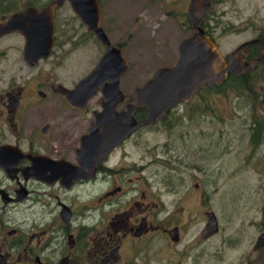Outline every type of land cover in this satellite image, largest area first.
Listing matches in <instances>:
<instances>
[{
    "label": "flooded vegetation",
    "instance_id": "1",
    "mask_svg": "<svg viewBox=\"0 0 264 264\" xmlns=\"http://www.w3.org/2000/svg\"><path fill=\"white\" fill-rule=\"evenodd\" d=\"M107 1L95 0L98 26L127 64L117 83L121 98L107 111L123 118L147 80L131 93L124 86L129 65L123 43L114 42L103 21ZM216 1L200 26L219 50L210 13ZM73 2L0 0V264H264V194L223 176L230 149L221 123L235 115H218L210 103L212 97L252 106L244 131L252 150L264 144V117L254 113L264 107V42L244 45L264 39V16L249 38L220 53L227 67L222 82L199 84L162 119L124 134V118L106 117L102 84L83 103L58 92L85 76H59L69 73L78 50L94 47V57L105 51ZM29 40L36 43L26 50ZM145 112V105L136 107L135 121ZM211 112L221 124L216 137ZM164 123L183 128L172 136L181 144L165 143L163 156L147 162L141 131ZM111 126L119 129L109 136ZM155 163L169 174L147 177Z\"/></svg>",
    "mask_w": 264,
    "mask_h": 264
},
{
    "label": "rangeland",
    "instance_id": "2",
    "mask_svg": "<svg viewBox=\"0 0 264 264\" xmlns=\"http://www.w3.org/2000/svg\"><path fill=\"white\" fill-rule=\"evenodd\" d=\"M188 1L108 0L104 5L103 21L108 20L110 36L114 42L123 43L122 53L129 67L121 80L129 93L134 87L149 79L158 67L169 66L176 58L178 43L190 34L185 17ZM211 10L210 13L213 14L216 22L212 35L214 40H217L220 53H224L252 35L253 25L255 22L259 23L257 17L264 16V0H226L224 3H219L217 0L212 4ZM214 20L211 19V25H214ZM94 52H96L94 47H83L78 50L76 55H79V59L76 58L70 62L69 73L61 74L60 70L59 76L77 81L86 75L94 65L96 57L100 55L94 57ZM210 103L211 108L215 110L214 113L218 115L225 113L226 117H229L227 115L231 113L230 116L235 115L231 120L221 123L227 130L224 137L225 146L230 149L226 151L230 153L226 154V166L222 168L223 176L230 177L229 174H231V178H240L245 187L249 188L248 193H251L254 187L259 195H263L264 144L258 143L257 148L252 150L247 132L244 131L246 128L244 124H249L247 119L253 111L252 106H247L245 102L243 106V103L241 105L225 104L212 97H210ZM224 106L228 109L227 112L222 111ZM212 113H210L209 131L212 137H216L221 124L212 120ZM245 113L244 118L238 119V116ZM254 113L264 117V107L258 108ZM168 121L170 122V117ZM164 125L141 131L145 144L139 151H144L147 162L156 156H163L161 149L165 143L171 145L174 141L177 145L181 144L180 139H173L172 136L177 135L183 128L171 130L166 128L165 123ZM252 152H254L253 155L250 154ZM160 165L161 163H155L146 167L145 175L154 177V173L155 177H166L168 169L166 165L159 167Z\"/></svg>",
    "mask_w": 264,
    "mask_h": 264
},
{
    "label": "water",
    "instance_id": "3",
    "mask_svg": "<svg viewBox=\"0 0 264 264\" xmlns=\"http://www.w3.org/2000/svg\"><path fill=\"white\" fill-rule=\"evenodd\" d=\"M73 10L79 20L94 33L98 40L105 46V51L97 64L80 79L71 90L58 89V92L67 100H84L89 98L101 85L103 95L109 100L103 105L105 113L112 108L121 95L117 89L119 76L126 70L127 64L121 58L119 49L111 46L107 36L98 26L99 8L95 0H76L72 3ZM210 8V0H189L186 7V18L191 23V35L182 39L177 45V57L171 66L158 67L152 76L140 87L135 88V103L123 113V118L107 115L114 122L122 119L126 121L123 133L128 134L138 126L154 123L165 115V112L179 101H187L199 84L206 82L208 85L219 84L225 77L227 67L218 48L203 34L200 26ZM36 43L27 41L26 50ZM264 42V39L251 40L244 45ZM49 42L46 44L48 47ZM36 58V57H34ZM231 58V57H230ZM106 80H109L107 83ZM113 95V96H112ZM79 104V103H78ZM145 105V117L139 122L135 121L133 112L136 107ZM122 115V114H120ZM109 122V123H110ZM106 129L110 136L117 127ZM108 128V127H107ZM117 128V129H116ZM121 136V135H120ZM264 219V206L262 208Z\"/></svg>",
    "mask_w": 264,
    "mask_h": 264
}]
</instances>
